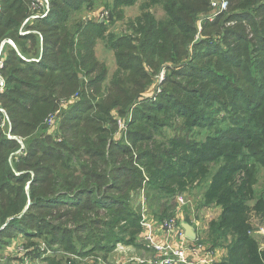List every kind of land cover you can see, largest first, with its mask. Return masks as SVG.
I'll return each instance as SVG.
<instances>
[{
	"label": "trees",
	"instance_id": "trees-1",
	"mask_svg": "<svg viewBox=\"0 0 264 264\" xmlns=\"http://www.w3.org/2000/svg\"><path fill=\"white\" fill-rule=\"evenodd\" d=\"M9 1L0 12V164H27L36 174L0 169V251L13 230L37 231L69 251L76 242L83 256H108L120 244L139 246L147 205L140 194L147 183L159 194L155 214L165 219L173 215L178 193L206 182L203 204L221 213L209 223L205 242L227 249L215 264H264V248L252 233L253 218L264 217V196L255 189L256 173L264 168V0H229L228 15L205 28L235 24L216 41L197 43L203 58L217 57L207 65L216 73L189 66L191 86L157 97L144 95L154 79L149 69L164 59L180 61L186 45L187 55L198 32L197 12L207 0H149L147 6L163 5L167 19L147 15L149 24L137 29L140 40L115 36L107 20L71 13L93 0H52L49 15L26 23L28 33L22 34L32 0H4V6ZM138 1L114 0L113 12L122 14ZM99 41L116 51L110 80L96 55ZM206 81L227 95L223 116L215 113L212 103L220 100ZM75 94L80 99L63 113L65 140L56 144L41 136L49 115ZM128 110L126 142L115 139L113 111L124 116ZM175 122L207 134L159 141ZM67 159L76 168L67 167ZM65 168L70 171L64 174ZM45 263L66 264L52 256Z\"/></svg>",
	"mask_w": 264,
	"mask_h": 264
},
{
	"label": "rangeland",
	"instance_id": "rangeland-1",
	"mask_svg": "<svg viewBox=\"0 0 264 264\" xmlns=\"http://www.w3.org/2000/svg\"><path fill=\"white\" fill-rule=\"evenodd\" d=\"M33 1V0H32ZM30 4V11H31V5ZM228 6H229V0ZM91 3H81V8L79 10H72L71 13H74L76 17L82 16V19H88L91 16H94V14L100 15V18L104 17L106 15V11H110V19L106 21V24L109 27V31L113 33L115 36L118 37H129V38H135L136 40H140L141 36L137 33V29L141 28V26H146L149 24L147 20V15H151V19L155 18L156 20L164 21L167 19V13L161 4L147 6L149 4V0H140L135 5L127 6L123 9L122 14H117L113 12V4L114 0H93L90 1ZM12 3L11 1L7 2L4 6V0H0V12L7 10L8 6ZM52 4V0H51ZM52 8V6H51ZM102 11V12H101ZM8 15L12 12L8 11ZM229 13V7L223 11V12H214L210 0H207V4L205 5L203 11L199 10L197 12V19L195 22V26H197L198 32L196 34V37L192 43H188V53L187 55L185 53V50H187V45L184 48H181V52H183L182 59L180 61L170 62L166 61L167 59H164L158 67L155 69H149V71L153 74V83L152 85L147 89V91L144 93L147 97H157L159 95H163L166 92H175V88L178 90H181V84H188L191 86V82L195 79L194 77L190 76L192 74V70L189 66H198L199 69L202 70H215L213 66H207L211 63H214L217 57H213L211 60H207L203 58L202 56V50L204 47H199L197 43L210 40L213 41L220 37L222 34H226L227 29L230 25H234L235 22H225L224 28L221 29H211L213 27L205 28V25L208 23H214L221 15H228ZM188 17H190L189 11H188ZM150 19V22H151ZM17 20H21L20 18ZM95 21H100L98 18H94ZM23 27L26 29L25 22L23 24ZM23 28V29H24ZM224 29V30H223ZM23 34V32H21ZM179 38V37H176ZM182 38V37H180ZM171 39V38H170ZM12 42H14L12 40ZM201 43V44H202ZM205 43V42H204ZM15 42L13 43V45ZM139 44V43H135ZM196 44V45H195ZM16 45V44H15ZM125 52V51H124ZM174 53V52H172ZM124 54V53H123ZM96 55L98 59L100 60L101 64L108 69L109 72V80L112 78L113 74L115 73L117 69V56L116 51L111 50L103 41H99L97 44L96 49ZM197 56H200L201 58L196 59ZM158 68V69H157ZM216 73V70H215ZM200 74V73H198ZM202 80V79H199ZM209 80V79H208ZM207 88L210 91H213L215 95L219 98L220 101H215L212 104L213 108L215 110V113H220L221 116H223L225 113H228L225 110V107H221L222 103L227 102V95L222 92V86L216 87V83L214 81H206ZM5 82L2 77H0V92L4 88ZM247 86V85H245ZM206 92H209L208 90ZM143 98V97H142ZM77 100H73L71 97L65 98L64 101H62L61 109L59 110L61 113L58 114V125L55 127V129H49L48 127H45L42 131H39V134H43L41 136L47 135L46 137L51 136L53 138V141L58 144L63 142L65 131L62 129V119H63V113L67 111V109L70 108ZM140 103V100H137L136 105ZM134 107V106H133ZM135 108V107H134ZM115 112V115L117 118H123L125 121L130 122L132 118V111L129 110L125 113L124 116H121L118 111ZM6 113V112H5ZM7 114V113H6ZM5 114V116H6ZM8 116V115H7ZM6 122L9 121L5 119ZM64 123V122H63ZM6 123H3V128L8 131L10 128L7 126ZM180 122L173 123L170 127H165L163 130L164 138L159 136V141H165L174 139V138H184V139H190V138H198L202 134V136L207 134V129H199V128H193L190 131L186 128L181 126ZM219 127H217L218 129ZM128 130V129H127ZM126 130V131H127ZM213 130V129H212ZM126 132H120L119 129H116L115 131V139L117 140H125L126 139ZM29 140V139H28ZM26 141V144L28 142ZM22 143V146L25 147V144L23 143V139L20 140ZM57 146V145H55ZM166 148H168V145H165ZM18 153H21L18 151ZM17 152H15L14 155L10 156L11 159L14 160V158H17ZM27 155V152H25ZM13 163V162H11ZM10 163V164H11ZM15 164V162H14ZM12 165L11 167L8 165H1L0 169L3 170H12L15 174L19 175L23 172L31 174L33 176L36 174L35 169L31 168L27 164H18V165ZM67 167L74 169L76 168V162L73 160L67 159ZM70 169L65 168L62 169V172L65 174L69 172ZM256 184L255 189L257 191L258 195L264 196V168L258 169L256 173ZM28 186L30 183H27ZM206 182L200 183L194 187H192L189 192L187 193L184 191L183 193L186 194L188 199L192 202L191 205L188 207L178 208V205L176 206L175 210L173 211V214L178 212L180 210V213L182 216L186 217L187 215H191L194 213L195 216H197L198 220L201 222V239L205 242L206 237L208 236L209 232V223L218 217V211L216 208L218 206L212 205V206H206L203 204V195L206 188ZM142 196L140 194V199L142 202H146V207L143 208L144 214L154 215L155 214L157 206L154 202H157V197L159 196L157 189L148 184L146 185V188L144 189ZM146 192V193H145ZM147 197V198H146ZM144 200V201H143ZM133 202H137L134 200ZM254 202H252L253 204ZM29 207H26L24 211H27ZM146 208V210H145ZM36 211V210H34ZM214 216V217H213ZM158 217V216H157ZM10 221V218L7 220V222ZM254 227L261 228L264 225V217L255 216L253 218ZM30 234H24L21 231H10V233L7 232L6 242L7 244L1 249L0 251V264H46L45 258L48 256L55 257L57 259L62 260L66 264H97L100 259H103L107 262H113L105 259L101 255H89V256H83L81 254L84 253L83 248L75 242V249L72 251L67 250L64 247L59 246H52L50 243H48V240L46 239V235L44 236H37V231H30ZM206 243V242H205ZM208 245H210L207 242ZM211 246V245H210Z\"/></svg>",
	"mask_w": 264,
	"mask_h": 264
},
{
	"label": "built area",
	"instance_id": "built-area-1",
	"mask_svg": "<svg viewBox=\"0 0 264 264\" xmlns=\"http://www.w3.org/2000/svg\"><path fill=\"white\" fill-rule=\"evenodd\" d=\"M210 4L214 10V12H223L228 6L227 0H210ZM51 0H33L31 5V15L26 19L25 24L28 22H33L34 20L44 18L49 15L51 11ZM102 12V11H101ZM98 18L100 21H105L110 19V12L107 10L105 18H100L99 13L91 16L90 19ZM87 19V18H86ZM88 20V19H87ZM22 27L21 32L23 34L28 33ZM5 43V42H4ZM3 43V44H4ZM13 45V42L10 41ZM15 46V44H14ZM73 100L80 99L78 94H75L71 97ZM60 111H57L51 115L46 120V123L49 129H55L58 125V114ZM119 131L126 132L128 129L127 121L123 118H117ZM178 208L188 207L191 204V201L188 199L186 194L178 193ZM182 214L180 210L174 213L172 216L167 217L161 220L163 228L169 234V237L175 234L177 237L188 240L186 243H183L179 247L172 244L170 240H167L164 243H158L154 236V230L151 225L143 219V240L148 243V246L154 250L155 255L152 256L149 264H215L216 253L215 248H212L210 245L205 243L201 237H196V239L192 240L186 236L185 230L181 225L182 222ZM262 235H264V225L261 229ZM97 264H120L119 262H107L103 259Z\"/></svg>",
	"mask_w": 264,
	"mask_h": 264
},
{
	"label": "crops",
	"instance_id": "crops-1",
	"mask_svg": "<svg viewBox=\"0 0 264 264\" xmlns=\"http://www.w3.org/2000/svg\"><path fill=\"white\" fill-rule=\"evenodd\" d=\"M144 207H146V205ZM216 210L218 211L219 216L221 213V208L217 207ZM144 218L153 228L154 236L158 243H164L167 240H170L173 245L179 247L180 245L188 241L177 237L173 233L169 237V234L162 226V219L158 218L157 216L145 213ZM181 220V225L183 222L193 225L197 237H201V222L198 220L197 216L194 215V213H192L191 215H187L186 217L182 216ZM261 229L262 227H254L252 233L259 240L262 248H264V235H262ZM215 253L216 260L220 261L227 255V249L224 247H218L215 248ZM154 255V250L148 246V243L145 240H143V234H141L139 237V246L120 244L117 249H115V251L110 253L108 256H101L109 261L119 262L120 264H149L152 256Z\"/></svg>",
	"mask_w": 264,
	"mask_h": 264
},
{
	"label": "water",
	"instance_id": "water-1",
	"mask_svg": "<svg viewBox=\"0 0 264 264\" xmlns=\"http://www.w3.org/2000/svg\"><path fill=\"white\" fill-rule=\"evenodd\" d=\"M31 204V202L28 203V206L29 207ZM182 226L185 230V233H186V236L192 240L196 239L197 235H196V232L194 230V227L193 225H191L190 223H186V222H183L182 223Z\"/></svg>",
	"mask_w": 264,
	"mask_h": 264
}]
</instances>
